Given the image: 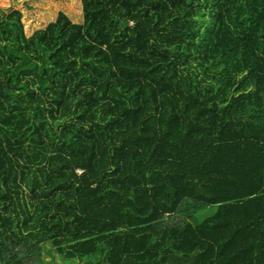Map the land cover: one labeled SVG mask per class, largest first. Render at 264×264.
<instances>
[{
    "label": "trees",
    "instance_id": "16d2710c",
    "mask_svg": "<svg viewBox=\"0 0 264 264\" xmlns=\"http://www.w3.org/2000/svg\"><path fill=\"white\" fill-rule=\"evenodd\" d=\"M44 252L264 264V0L0 6V264Z\"/></svg>",
    "mask_w": 264,
    "mask_h": 264
},
{
    "label": "rangeland",
    "instance_id": "374dc122",
    "mask_svg": "<svg viewBox=\"0 0 264 264\" xmlns=\"http://www.w3.org/2000/svg\"><path fill=\"white\" fill-rule=\"evenodd\" d=\"M13 0H0V6L3 8H7L11 5ZM214 211V208L212 209ZM210 210L209 212L205 213L204 211L200 214H202V217L205 215H209L213 211ZM201 217V218H202ZM43 260L45 261V264H62L61 259L54 253V252H44L42 254Z\"/></svg>",
    "mask_w": 264,
    "mask_h": 264
}]
</instances>
